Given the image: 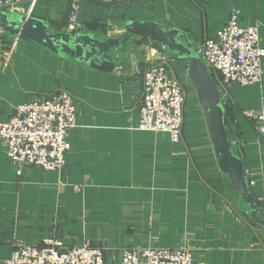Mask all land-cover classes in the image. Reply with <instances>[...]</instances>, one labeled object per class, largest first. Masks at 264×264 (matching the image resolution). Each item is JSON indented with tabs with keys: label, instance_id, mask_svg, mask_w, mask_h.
Masks as SVG:
<instances>
[{
	"label": "crops",
	"instance_id": "obj_1",
	"mask_svg": "<svg viewBox=\"0 0 264 264\" xmlns=\"http://www.w3.org/2000/svg\"><path fill=\"white\" fill-rule=\"evenodd\" d=\"M76 3L80 28L73 35L118 38L128 21L155 22L185 32L196 50L238 10L240 26H259L264 48V0H40L30 17L68 32ZM13 39L0 27L2 113L65 90L77 104V127L69 133L70 151L60 172L11 163L0 145V264H7L16 243L41 246L47 239L103 248L105 264H121L130 247L186 248L195 264H264V228L248 216L218 165L187 62L167 53L187 97L182 140L174 144L167 133L137 127L142 39L115 50L112 72ZM215 79L223 84L220 76ZM226 92L230 140L264 209V138L246 115L264 112V77L261 84H235Z\"/></svg>",
	"mask_w": 264,
	"mask_h": 264
},
{
	"label": "built area",
	"instance_id": "obj_2",
	"mask_svg": "<svg viewBox=\"0 0 264 264\" xmlns=\"http://www.w3.org/2000/svg\"><path fill=\"white\" fill-rule=\"evenodd\" d=\"M26 1V2H25ZM111 4L114 0H95ZM27 8L22 7L23 3ZM40 0H0V10L31 16ZM80 6H73L68 32L80 28ZM241 12L233 11L230 19L213 38L197 48L208 72L218 84L223 103L226 88L232 85L250 87L261 84L264 77V48L258 25L242 27ZM19 39H13L14 44ZM143 50V98L138 129L167 133L172 143L181 142L184 106L187 100L183 84L171 72L166 52L145 42ZM259 136L264 138V112H247ZM77 127V104L71 93L54 92L49 98L18 105L5 116L0 106V145L6 149L9 162L47 172L66 167L70 151L69 133ZM7 264H105V250L85 244L68 246L59 239H47L43 245L25 242L15 244ZM121 264H195L193 253L186 248H125Z\"/></svg>",
	"mask_w": 264,
	"mask_h": 264
},
{
	"label": "water",
	"instance_id": "obj_3",
	"mask_svg": "<svg viewBox=\"0 0 264 264\" xmlns=\"http://www.w3.org/2000/svg\"><path fill=\"white\" fill-rule=\"evenodd\" d=\"M0 27L12 38L33 41L57 56L83 63L104 72L115 70V50L131 45L134 39L159 45L166 53L188 63V74L202 108L218 165L228 176L248 216L264 228V209L250 191L246 169L234 151L226 126V110L216 80L208 72L187 34L155 22L128 21L118 38L97 33L57 32L45 20L0 10Z\"/></svg>",
	"mask_w": 264,
	"mask_h": 264
},
{
	"label": "trees",
	"instance_id": "obj_4",
	"mask_svg": "<svg viewBox=\"0 0 264 264\" xmlns=\"http://www.w3.org/2000/svg\"><path fill=\"white\" fill-rule=\"evenodd\" d=\"M144 42H148L147 40H143ZM153 44V43H152ZM153 45H155L156 47H158V48H160L161 49V47L159 46V45H157V44H153ZM213 78L215 79V77L213 76ZM216 80V79H215ZM217 82V81H216ZM250 191L252 192V190H251V188H250ZM253 194V193H252Z\"/></svg>",
	"mask_w": 264,
	"mask_h": 264
},
{
	"label": "rangeland",
	"instance_id": "obj_5",
	"mask_svg": "<svg viewBox=\"0 0 264 264\" xmlns=\"http://www.w3.org/2000/svg\"><path fill=\"white\" fill-rule=\"evenodd\" d=\"M138 43H142V42H140V41H138ZM170 53H168V55H169Z\"/></svg>",
	"mask_w": 264,
	"mask_h": 264
}]
</instances>
